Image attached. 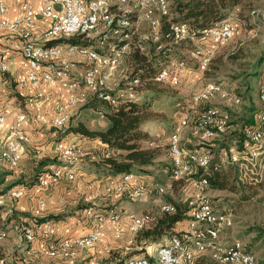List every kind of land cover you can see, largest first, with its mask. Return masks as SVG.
Returning a JSON list of instances; mask_svg holds the SVG:
<instances>
[{"label": "built area", "instance_id": "1", "mask_svg": "<svg viewBox=\"0 0 264 264\" xmlns=\"http://www.w3.org/2000/svg\"><path fill=\"white\" fill-rule=\"evenodd\" d=\"M35 1L36 7L31 3ZM21 13L15 15L12 19H6L4 16L8 14L9 7L5 0H0V30H6L18 41L17 51L21 56V67L23 70L22 75L17 79L16 84L22 92L23 97V111H21L13 121L5 126L6 136L4 140V155L0 157V163L8 165L10 168L17 170L21 157L25 151V148L30 144V138L27 135L25 126L29 122L31 117L36 120L41 126L51 127L58 132L60 127H67L70 118V110L73 107L82 105L91 99H85V96H81V89H89L94 92V98H98V91L104 89L101 87V80L107 79V72L116 70L121 60L125 59L132 51H139V41L141 39L149 40V53H141L149 56L150 49L155 54L156 49L163 45H173L176 40L189 39V34L192 33L189 29V25L176 26L171 24L168 20L170 27H172V35L158 36V21L159 14H162V7L157 4V7H148V0H143V15L136 22V27H131L130 45L126 48H117V40H113L112 43V58L103 59L92 57L93 68L92 70H86V78L84 83L81 84H68V77L74 74V71L78 69H84L85 56L89 55L86 51L78 50H63L58 47L50 49L48 52L34 51V42H40L43 38H50L51 36L59 37H82L85 40H93L96 45H100L101 37L108 36V29L112 25V18L110 17L109 9L112 8L110 2H104L101 7L96 8V13H89V4H86V0H24L21 3ZM142 16H149L151 18V26H142ZM39 21V22H38ZM47 22H55V30H47ZM40 25L41 30L36 31ZM144 27V28H143ZM231 31H234L233 26L229 18H226V23L222 28L214 30L212 33H203V41L211 40L219 42L221 39L229 37ZM198 43H194L193 45ZM210 49L201 50L199 47L192 51V59L197 64V69L201 70V62L203 58L210 55ZM72 58H79V66H71V68H65L64 75H55V67H64V60H70ZM9 56L6 50H0V75L8 72L9 69ZM185 66L181 65V70ZM180 71H169L162 77H165L171 81H177V75ZM127 73V72H126ZM124 74V76L126 75ZM124 76L121 78L118 85H130L135 88L134 82L132 84H124ZM209 85L210 84H205ZM59 88L65 93V97L62 98L61 93L51 94L53 88ZM228 97L226 96V99ZM53 100L51 118H48L45 114H42L43 106L50 100ZM203 100V97H202ZM125 100L123 102H127ZM194 101V97H193ZM122 102V103H123ZM190 112L188 110L181 111L179 114L178 126L183 129L184 114ZM100 114V112H99ZM264 115H259L260 120ZM217 118V115H216ZM5 118L0 115V129L3 128ZM177 131V130H176ZM170 133L167 145L170 148H175V166L170 167L171 178L175 180L177 174H182L184 168L182 166V156H178L176 152V146H174L175 132ZM225 134L223 131V125L218 119V128L214 130H208L207 141H198V133L196 135V141L194 144H200L202 146V154L199 161V172L197 175H207V182H197V175L191 178L188 183L191 185L193 194L184 203L185 213L189 216V223H187L186 230L180 234V241L177 244H167V251L161 253H153V247L146 249L144 257H134V260L130 264H194V259L199 254H208L210 250L218 248V244L221 242L211 241V245L207 248H197L195 245H190V238L196 237L192 232V220L194 218L206 219V213L203 212V201L210 200L203 190L208 186V177L212 173L218 172L222 165H230L240 167V162H235L236 153H245L246 159L252 163L256 154H250L248 152V145H252V133L247 137V140L243 143L242 147L236 146V151H229L227 149V157L222 158L218 162H215L212 158V152L210 150V143L212 140L222 137ZM189 148V157H193ZM48 149L46 146H38L34 149L33 153L38 156ZM55 154L56 162L49 163L43 172L40 173L36 179L38 182V188L46 189L51 186L58 185L62 180H66L69 183H75L77 173H68V166H72V163H82L86 150L76 141H65L63 138H59L57 143L53 145L51 150ZM106 155H110L106 151ZM247 177V173H243ZM132 177L119 176V178L109 185L104 187V196L113 194V188H122V196L130 202H139V198L142 196L135 195V191L132 187ZM238 177V180L239 178ZM76 184V183H75ZM141 187L147 190L146 184L141 182ZM157 197L155 203L157 208L160 207V200L162 193H158L157 184ZM22 194L21 187L13 194H3L0 196V206H3L5 200H17L25 196ZM96 199V197L94 198ZM93 199V200H94ZM85 204H89L90 200L84 198L82 200ZM44 201L39 200L37 205L30 210V215L34 217V210H44ZM211 206L215 204L211 201ZM175 208L177 209L176 205ZM96 209L92 207H86L84 215L87 218H91L94 221L92 228L83 236H77L73 239H66L60 242H56L52 245H40L37 248H33V254H26L24 247L20 246L17 236V242L21 249L24 250V258H20V262H16L15 258H12V264L29 263V256H40L41 253H48V258H73L77 253L84 250L92 249L101 239L102 228L107 223L112 225V220H106L103 216H96L94 213ZM137 215H148L151 213L141 214H129L126 213L125 218L127 224V230L130 233V237L122 241L124 227L121 223L119 225H112V233L116 241L121 242L122 246L129 249L134 246V236L139 231L144 229H132V222H136ZM37 218V217H34ZM232 218L229 213V221ZM27 227L28 236L34 242L37 235L46 238L51 233V227H35V224ZM19 234V233H18ZM216 234V233H213ZM171 236V235H168ZM166 237H163V244H166ZM70 241H81V248L70 249ZM55 246H63L64 254H55ZM237 246V244H236ZM110 252V251H109ZM108 252V253H109ZM236 253V247H235ZM251 264L250 257H244L239 255V261L228 262V260L221 259V255H218L217 264ZM87 264H103L101 260L89 259Z\"/></svg>", "mask_w": 264, "mask_h": 264}, {"label": "rangeland", "instance_id": "2", "mask_svg": "<svg viewBox=\"0 0 264 264\" xmlns=\"http://www.w3.org/2000/svg\"><path fill=\"white\" fill-rule=\"evenodd\" d=\"M239 1L240 3L234 8L235 10L229 11L231 14L226 17L230 19L234 29L232 38L228 42L203 41L202 38L196 37L193 40H185L190 41L188 44L180 46L177 45L178 42L170 46L171 50L174 48V51L177 53L175 58L180 59L183 62L182 66H185L182 71H180L181 67H176V70L180 71L178 73L180 77L179 75L176 77L177 84L173 86L170 83L171 80H168L164 83L168 85H162L164 87L160 86L163 89L161 94L151 98L144 94L141 99L139 97L135 99V101L139 99L140 102L145 99L147 100L145 108L150 115V120L141 126V130L148 134V139L140 142L139 145L142 148L152 150L155 155V159L150 166L143 168L135 167L130 171L135 176L132 178V183H134V180L135 183H145L148 189L142 195V198H139V201H142L147 192L148 198H150L149 202L151 203L157 197L154 185L159 184L165 188L161 200L174 203L184 210V203L191 196V185L188 183L189 180L186 182L182 179L174 180L171 178L167 142L170 133L176 130L179 131L182 141L187 142L188 131L192 129L191 131L194 133L191 123L195 121L198 112L203 111V109H214L226 121L225 134L208 143L215 162L227 157V149L229 151H236V146L243 144L242 142L247 139L248 133L255 125L253 124L254 121L264 112L257 98L259 85L264 83V0ZM114 6L113 10H111L112 14L115 17H120L115 18L120 22L132 19L138 21L143 13V10H138L135 0L120 1L118 5ZM159 21L163 24L160 16ZM141 25L145 26V23L141 22ZM132 27L134 26L132 25ZM109 32H111L110 28L108 29ZM105 38L106 43L102 49L112 51L114 39H107V36ZM193 42L198 44L193 45ZM121 44V42H117V48ZM197 47L201 50H211L210 55L203 58L208 60V66L205 71H199L196 62L192 59L191 53ZM145 51L142 53H149V44L145 46ZM157 51L159 50H156L155 54L159 53ZM151 52L152 50L150 49ZM176 59L168 60L166 65H171ZM126 64L125 59H123L116 70L112 71V80H110L107 86L108 92L116 93L120 88H123V85L118 84L126 72L124 78L129 75L128 65ZM76 66H79V63ZM171 66H174V64ZM209 82L220 84L222 86L221 93L212 95L207 102L193 101V97L201 92L205 84ZM82 92V96H85V99L92 98V95L88 92ZM226 96L228 97L227 99ZM231 97H236V101L230 100ZM184 110L190 111L189 113H191L193 119L188 128L180 130L178 126L179 114ZM104 111L105 104L103 103L97 107L91 106L90 103L76 106L70 116L68 133L76 135L72 133L70 128H74L77 123H83L87 128L92 130H101L106 121ZM248 120H252V123H247ZM233 130H237L234 133L235 137L230 134ZM86 140L87 143L84 148L86 152H92L93 147H91L90 143L93 140ZM149 142H154V144L150 146ZM249 148H251L250 145H248ZM257 150L258 158L252 159V163L244 155L239 158V168L226 164L222 165L219 169L218 175L223 176L224 182L229 189L217 192L204 188L203 193L207 197L216 200L217 203H215L214 207L218 212L231 213L232 216V225L219 231L217 242H221V244H218V248L215 249H220L221 251L227 250L234 241H239L244 250L255 257L257 264H264V140L257 146ZM90 157L91 154L88 155V159ZM82 163L75 165L76 172ZM243 173H247L245 175L247 177H240L244 176ZM97 174H100V176L105 175L102 172H98ZM238 177H240L239 180ZM109 184L111 182H108L106 185ZM104 187L105 185L98 194V197H96L97 199L109 197V195L104 196ZM113 194L115 196H122V194L117 195L114 192V188ZM121 201H127L128 203V200L123 201L122 199ZM129 203L139 205L142 213L141 202ZM102 204H106L105 201ZM83 206L85 205L79 204L77 207L81 208ZM102 209L106 211L112 210L120 214L119 211L110 208ZM153 210L155 209L153 208ZM133 212L137 213L136 211ZM144 212L151 213L153 211L150 208H146ZM155 214L157 216V213ZM157 245L159 243L154 244L152 242L144 246L143 252H140L141 255L139 257L146 254V249ZM131 249L133 247L127 250ZM215 249L210 250L208 254L200 255L208 256L209 258L203 257L206 262L198 261L197 264H217V260L213 257L212 253L215 252ZM113 252H118V250L115 249ZM131 256H135V254ZM118 263L117 261L112 262V264ZM106 264H109V262Z\"/></svg>", "mask_w": 264, "mask_h": 264}, {"label": "crops", "instance_id": "3", "mask_svg": "<svg viewBox=\"0 0 264 264\" xmlns=\"http://www.w3.org/2000/svg\"><path fill=\"white\" fill-rule=\"evenodd\" d=\"M23 1L24 0H5L9 7V11L4 17L6 19H12L15 15L20 14V6ZM31 3L34 7H36L37 3L35 1H31ZM36 29V31H40V25ZM17 46L18 41L15 36L6 30H0V50H6L9 56L8 72L0 75V115L5 118L3 128L0 129V157L4 152L3 143L6 136V130L4 128L11 121H13L21 111H23L22 92L16 84L17 79L23 73L21 67V56L16 49ZM59 92L61 93L62 98H64L65 93L59 88L56 87L51 90L52 95L55 93L58 94ZM82 95L83 92L81 91V96ZM52 106L53 100L50 99L43 106L42 114L51 118L53 115ZM74 108L75 107L71 108L70 116L74 111ZM29 117L30 119L26 124L25 129L28 137L30 138V144H28L25 148L19 162L18 169H12L8 165L0 163V194L10 188L25 187L27 189L26 195L22 198L17 200H5L3 206H0V226H2L4 233V238L0 241V257L15 258L17 263L20 262L19 260L21 257L24 258V250L19 247L17 236L19 237L18 233H20L23 226L32 225L33 221L30 215V210L37 205L39 200H43L45 206L44 210H42V216L39 217V219L42 220V223L35 224V227H40L39 225L48 223L49 227H51V233L46 238L37 235L34 242L31 244L20 243L18 238L20 246L24 247L26 254H33V248H37L43 244L52 245L56 242L85 235L94 225V221L91 219L92 217L87 218L84 215L85 207L93 206L96 209L94 211L96 215L106 211L102 208H110L119 211L123 216L126 213L133 211H136V214H141L139 205H133L132 203H129L130 201H128V203L127 201L125 202L124 200L126 199L124 197H117L114 194H111L106 199H94L95 197H98V194L103 189L104 185L108 184V182L114 183L119 176H121V174H105L101 176L100 174H97L100 170L98 171V169L92 165V154L95 151L105 150V147L96 140H93L92 143H90L93 150L92 152H86V157L77 171L75 181L76 184L62 180L58 185L51 186L46 189L36 187L35 181L39 177L40 173L43 172V169L46 168L49 163L56 162L57 160L55 154H53L51 150L60 137L65 141H76L83 147L86 145L87 140L86 138L78 135H71L68 133L70 118L67 124L66 134L60 135L53 128L41 126L38 122H36V120H34L33 117ZM106 126L107 121L104 122L102 129L106 128ZM191 130L188 131L187 142L182 141L183 146L187 149H189L188 146H190L191 149L196 145L194 144L196 140V132L194 131L193 133ZM38 146H46L48 151L36 156L33 151ZM89 154H91V157L88 159ZM192 194L193 192L191 190V195ZM84 198L89 199L90 203L85 204L82 201ZM122 199L125 203L121 201ZM155 200L156 199H153L150 203V198H148V194L146 192L142 201H139L141 202L140 207L143 208L142 213L146 212H144L146 208H150V210L153 211L151 212L153 213L152 215L155 216V213H157V216L155 217H159ZM102 201H105L106 204H102ZM79 204L85 206L78 208L77 206ZM153 208L155 210H153ZM186 220L187 219H184L176 223L170 229V233H183L186 230L188 223ZM121 223L124 227L122 236V241H124L130 237V233L127 230L125 218L122 217ZM112 225L107 223L103 226L101 239L92 249L80 251L73 258L64 259L56 257L50 259L47 255L41 253V257L29 256L28 259L31 264H87L89 259H104L109 251H113L115 249L122 253L130 251L122 246L121 242L114 239ZM166 235H169V233H166ZM139 255H141V253L135 254V256Z\"/></svg>", "mask_w": 264, "mask_h": 264}, {"label": "bare ground", "instance_id": "4", "mask_svg": "<svg viewBox=\"0 0 264 264\" xmlns=\"http://www.w3.org/2000/svg\"><path fill=\"white\" fill-rule=\"evenodd\" d=\"M120 1L124 2V0H86V4H89V13H96L97 7H101L104 2H110L112 4V8L109 9V16L115 17L112 14L111 10H113V8L115 7L114 5H118ZM135 2L136 5H138V10L142 11L143 0H135ZM157 4L160 5V7H162V14H159V16L163 20V24H161L160 21H158V36L172 35V27H170L169 23L167 22V17L168 20L171 21V24L173 25L186 26L185 22L172 20L173 19L172 14L169 10L167 0H148V7H157ZM134 21L135 20L132 19L130 21L123 20L122 22H120L115 18H112V25L109 27L111 29V32L108 33L109 35L107 36V39L110 40L114 39L117 40V42H121L122 44L118 48L128 47L130 45L131 27L132 25L135 27L137 22ZM141 22L145 23V26H151V18L149 16H142ZM224 23H226V19H223L222 21L215 23L213 26H211L210 28L204 31H201L200 33L198 32L199 35H194L193 33H190L189 40H193L196 37L203 39V33H212L214 30H217L218 28H222ZM47 30H55V22H47ZM232 35H233V31H231L229 37H227L226 39H221L219 42L216 43H226L232 38ZM69 38L70 37H59V36H51L50 38H43L42 40H40V42H34V51L48 52V50L50 49L61 47L63 48V50L79 49L80 51H86L89 55H92V56H85L84 69H78L77 71H74V74H72V76L68 77V84H81L84 83V80L86 78V70H92L93 68L92 57L110 59L112 58V51H105L102 49V47L106 43L105 37H102L100 39V45H96L95 41L93 40H85V38L82 37H78L79 38L78 42L75 41L76 43H71L68 41ZM50 40H60V41L50 43L49 42ZM185 40L188 39L176 40V43ZM148 44H149L148 39H141L139 41L140 53L146 52L145 46ZM170 46L171 45H163L156 50H159L157 52L164 54L171 50ZM77 63H79V58H76L75 60L74 58L70 60H64V67H55V75H64L65 68H71V66H76ZM172 64H174V66H171ZM182 64H183L182 61H173L171 65H166V63H163L160 66L155 77L153 78L154 81L160 83H166L168 79L162 76L166 74L167 70L177 71L176 67H181ZM207 66H208V60L203 59L201 62V71H205L207 69ZM111 76H112V72H107V79H111ZM133 82L135 87H139L141 85L138 78H134L130 81L128 77L124 78V84H132ZM109 83L110 80H101V87L104 89H100L98 91L97 99L101 100L102 102L107 103L113 107L122 103L125 100L135 101V99L138 98L137 94L133 91V88L130 85H123V88H120V90L117 91L116 93L108 92L107 86ZM170 83L173 86L177 84L176 81H171ZM207 84H210L211 86L205 85L203 90L194 97V101L207 102L209 101L212 95L221 93L222 86L220 84L214 82H209ZM81 91L88 92L90 95H92V98H94L93 91H89V89H81ZM257 98L259 103L264 109V83L259 85ZM236 99H237L236 97L230 98V100L233 101H236ZM260 115H264V112H262ZM192 119L193 118L191 117V113L186 112L184 114L183 129L188 128ZM218 119L219 122L223 125V131H225L226 121L224 117L220 113H218V111L214 109H207L197 113L195 121H193L191 124L193 126V130L196 132V135L198 133V141H207L208 130H214L218 128ZM259 122L261 124V128L252 133L253 143L252 145H250L251 148L248 149V152H250V154H256L254 159L258 158L257 146L264 140V116H262ZM66 130L67 127H60L58 133L60 135H64L66 134ZM153 144L154 142H149L150 146H152ZM174 146H176L177 155L182 156V166L185 167L182 174L176 175L175 180L182 179L186 182L188 180L191 181V178H194L199 172L198 159H200L202 154V146L200 144H196L194 148L190 149V152H192L193 157L187 156L189 155V149L183 146L179 131L175 132ZM167 147H168L169 156H175V148H170V145H167ZM241 154H245V153L235 154V162L238 161V156ZM212 158H214L213 155ZM76 164L77 163H72V166H68V173H77L75 170ZM170 166H175V158H170ZM130 175L132 174L131 173L121 174V176H130ZM206 176L207 175H197V182H207ZM35 185L36 187H38V182H36ZM157 186H158V193L164 194L165 188L159 184ZM132 187L133 190L135 191V195L137 196H142L145 193V189L144 187H141V183H135V184L132 183ZM17 190L18 187L10 188L6 190L5 194H13ZM21 191L22 194L27 193V189L25 187H21ZM155 191L157 193V187H155ZM114 192L117 195L122 194V188H114ZM157 210L158 213L160 212V213L172 214L175 212L176 208L172 203L166 200L165 201L160 200V207L157 208ZM203 212H208L206 213V219L194 218V220H192V232L193 235H195L196 237L190 238V245H195V247L197 248H207L211 245V241L217 242L219 231L222 229H226L232 225L231 218L229 221V213L218 212L214 206H211L210 200L203 201ZM128 213L136 214L134 212H128ZM40 216H42V210H34V217H40ZM96 216H103V218L106 220H112V224L115 225H118L120 223V219H122L123 217V215L116 213L115 211L112 210L104 211L103 213H100ZM188 217L189 216H187V220L189 223ZM152 219H153L152 215L149 217L148 215H137L136 222H132V229H141V226H144V228H146L147 224H149L152 221ZM39 226L49 227V224L43 223ZM3 238H4L3 228L2 226H0V241L3 240ZM18 238L20 243L31 244L33 242L30 236H28L27 227L21 228ZM161 241H163V238ZM161 241L159 245L153 247V253L166 252L167 244H177V241H180V234L167 236L166 244H163V242ZM235 247H236V253H235ZM79 248H81V241H70V249H79ZM212 253H213V257L216 260L218 259V255H221V259L223 260H228V262H237L239 261V255H241L244 257H250L251 264H257L255 257L251 253L245 251L244 247L239 241H234L227 250L221 251L220 249H215V252ZM42 254L48 256V253H42ZM55 254H64V247L55 246ZM200 255L203 254H199L197 256ZM144 256H140V257H144ZM134 257L136 256L128 257L118 264H130L134 260ZM0 264H12V258L2 257L0 258ZM22 264H28V263H22ZM225 264H233V263H225Z\"/></svg>", "mask_w": 264, "mask_h": 264}, {"label": "trees", "instance_id": "5", "mask_svg": "<svg viewBox=\"0 0 264 264\" xmlns=\"http://www.w3.org/2000/svg\"><path fill=\"white\" fill-rule=\"evenodd\" d=\"M167 1L169 4V10L172 14V20L187 23L190 31L194 35H199L201 31H204L213 26L215 23L225 19L240 3L239 0ZM229 11L231 12L229 13ZM78 40L79 38L74 36L70 37L68 41L76 43ZM56 41L60 40H54L50 43ZM189 42L190 41H181L177 45L181 46L182 44H188ZM148 55L149 56L141 54L138 51H132L125 58V62L127 63L126 65H128L129 81L134 78H138L141 83L139 87L133 88V91L137 94L139 99H141L144 94L151 98L162 93L163 89L160 86L168 84L156 82L153 78L163 63H167L170 59H176L175 56H177V53L174 51V48H172V50L164 54H153V52H151ZM176 61L181 60L177 58ZM139 99L136 101L123 102L112 107L97 98H91V100L86 103H90L93 107H97L101 103L105 104L104 117L107 121L106 128L101 130H92L87 128L83 123H77L74 128H70L72 133L89 140H96L105 147V150L95 151L92 154V165L98 169V171L100 170V172L104 174L130 173V171L135 167L143 168L150 166L153 163L155 155L152 150L142 148L139 145L140 142L148 139V134L141 130V126L150 120V115L145 108L147 100L144 98L145 100H141L142 102H140ZM247 123H252V120H248ZM253 124L255 125L252 127V130L248 133V135L261 128V124L257 118ZM235 131L237 130H233L230 133L231 136L235 137ZM246 140L247 139H245L242 143ZM242 145L243 144L239 147H242ZM106 151H109L110 155H106ZM244 155L246 154L239 155L238 161L239 158ZM206 188L213 191H224L229 189L227 184L224 182L223 176L218 175V172H214L210 177H208V186ZM5 192H2L0 196H2ZM209 199L214 204L217 203L214 198ZM172 204L174 206L176 205L174 203ZM176 207L177 209L172 214L159 212V217L153 216L152 221L147 224L146 228L135 234L133 249L124 253L119 251H110L107 256L101 260L102 263L106 264L109 262V264H112L113 261L120 263V261L124 260L126 257L143 252L144 246L149 245L152 242H160L166 233L170 234V229L176 223L187 218L185 208L182 210L180 206L176 205ZM32 221V224L42 223V220L39 218L32 217ZM177 234L179 235V233L171 235ZM140 248L141 250H139ZM203 257L207 258L208 256H197L194 259V264H197L198 261L206 262Z\"/></svg>", "mask_w": 264, "mask_h": 264}, {"label": "water", "instance_id": "6", "mask_svg": "<svg viewBox=\"0 0 264 264\" xmlns=\"http://www.w3.org/2000/svg\"><path fill=\"white\" fill-rule=\"evenodd\" d=\"M52 41H54V40H50L49 42H52Z\"/></svg>", "mask_w": 264, "mask_h": 264}]
</instances>
